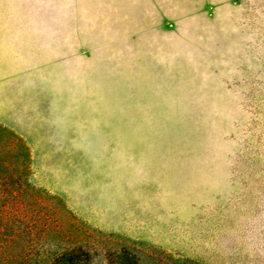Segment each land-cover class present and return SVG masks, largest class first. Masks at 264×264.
Listing matches in <instances>:
<instances>
[{"label":"rangeland","instance_id":"374dc122","mask_svg":"<svg viewBox=\"0 0 264 264\" xmlns=\"http://www.w3.org/2000/svg\"><path fill=\"white\" fill-rule=\"evenodd\" d=\"M71 249L264 264V0H0V264Z\"/></svg>","mask_w":264,"mask_h":264},{"label":"trees","instance_id":"16d2710c","mask_svg":"<svg viewBox=\"0 0 264 264\" xmlns=\"http://www.w3.org/2000/svg\"><path fill=\"white\" fill-rule=\"evenodd\" d=\"M86 256L87 254L81 249L65 250L59 255L48 259L45 264H86L85 259L82 258ZM3 261L7 263V258L3 259ZM41 264H43V262Z\"/></svg>","mask_w":264,"mask_h":264}]
</instances>
